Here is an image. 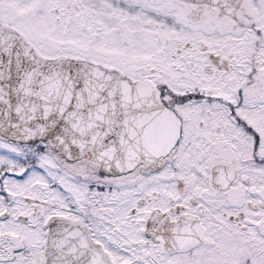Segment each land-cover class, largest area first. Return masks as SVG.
Segmentation results:
<instances>
[{
	"label": "snow or ice",
	"instance_id": "1",
	"mask_svg": "<svg viewBox=\"0 0 264 264\" xmlns=\"http://www.w3.org/2000/svg\"><path fill=\"white\" fill-rule=\"evenodd\" d=\"M0 264H264V0H0Z\"/></svg>",
	"mask_w": 264,
	"mask_h": 264
}]
</instances>
